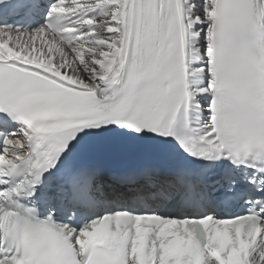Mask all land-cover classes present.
I'll return each instance as SVG.
<instances>
[{
  "label": "snow or ice",
  "instance_id": "snow-or-ice-1",
  "mask_svg": "<svg viewBox=\"0 0 264 264\" xmlns=\"http://www.w3.org/2000/svg\"><path fill=\"white\" fill-rule=\"evenodd\" d=\"M0 264H264V0H0Z\"/></svg>",
  "mask_w": 264,
  "mask_h": 264
}]
</instances>
